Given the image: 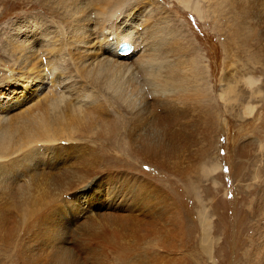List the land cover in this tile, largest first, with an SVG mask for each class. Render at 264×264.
I'll use <instances>...</instances> for the list:
<instances>
[{"label": "rangeland", "instance_id": "rangeland-1", "mask_svg": "<svg viewBox=\"0 0 264 264\" xmlns=\"http://www.w3.org/2000/svg\"><path fill=\"white\" fill-rule=\"evenodd\" d=\"M157 1L160 4L162 0ZM163 1L167 4V10L164 9L162 17L165 21L169 19L172 28H177L178 38L185 41L191 56L197 57L200 64L203 63L200 66V87L203 92L208 90L210 84L216 86V91H212L218 102L220 118L217 117V124L220 132L212 149V158L215 160L212 169L216 170L214 178L204 176L199 168L183 176L175 168L172 170L176 172H171V169L149 164L147 160L134 156L126 146L121 144L119 147L128 122V117L123 116L122 111H129L122 107L119 100H112L101 93L99 102L105 110L109 108L117 116L113 128L121 132V137L118 133L114 138L99 134L87 137L83 124L80 132H73L72 136L75 143L79 141L84 143L82 146L87 144L90 148L80 154V157H87L90 162L77 170H71V173L96 169L103 178L79 190V182L66 177L68 173L62 175L60 171L68 161V157L60 155L63 149L55 148L53 156L48 152L40 153V167L24 170L26 177L23 171L20 172L21 167L17 166L21 163L12 165L7 172L8 181L0 179V264L262 263L264 71L261 69H264V62L261 61L256 70L251 50H259L260 46H264V20L252 17L264 0H258L251 8L244 6V9L240 5L250 0L245 3L242 0H201L203 16L178 0ZM217 4L224 7L220 17L227 18L233 24L232 29L227 22L220 24L214 20L212 8ZM53 10L55 6L50 0H0V84L5 82L11 70L17 71L20 67L9 45L14 27L30 17L54 24L53 20L58 18L54 16ZM246 10L249 11L248 17L245 15ZM232 16L244 22L234 23ZM253 26L257 37L248 46L232 40L234 29L241 28L244 37H249ZM142 74L135 70V77L125 80V90L133 97L144 98L137 89L136 81L144 82ZM249 78L254 81L247 87L249 81L245 80ZM228 84H233L235 88L231 93L235 98L232 106L226 100L227 95L223 96ZM11 90V84L0 85L1 113L10 96L17 98L22 91L23 96L17 101L26 100L25 87L13 86L14 92ZM144 91L147 96L151 94L150 85ZM152 97L149 96V100ZM208 97L213 98L212 93ZM249 107L253 109L252 114ZM18 120L15 118V121ZM19 133H14V140L20 141L22 131ZM203 145L206 146L205 143ZM238 145L240 148L244 146L246 151V155L241 158L236 154ZM11 154L0 145V159H8ZM235 160L245 162V168L238 175L232 172ZM128 171L139 176L147 185L124 202L119 197H113V192L126 196L130 194L124 173ZM22 177L26 193L23 191V194H18L15 190ZM50 178H53L51 183L48 182ZM60 179L64 180L61 188L57 185ZM186 181H189V185ZM157 186L161 193L154 195ZM201 211L206 219L201 216ZM37 215L38 219L34 220ZM91 223L102 228L97 230ZM25 224H32L30 237L33 232L37 236L25 245L23 260L20 255L21 242L24 243V238L29 237H26L29 227Z\"/></svg>", "mask_w": 264, "mask_h": 264}, {"label": "bare ground", "instance_id": "bare-ground-1", "mask_svg": "<svg viewBox=\"0 0 264 264\" xmlns=\"http://www.w3.org/2000/svg\"><path fill=\"white\" fill-rule=\"evenodd\" d=\"M50 1L55 6L54 16L58 18L53 20L54 24L48 22V25L42 19L30 17L14 27L9 39L10 50L15 55L13 58H16L20 67L17 71L11 70L5 82L0 85L11 84L12 92L13 86L22 85L27 96L24 102L17 101L23 96L22 91L17 98L10 96L6 108L2 113L0 111V145L12 153L8 159H0V179L8 181L7 172L16 163H21L17 165L23 169H20V172L30 167H40V153L48 152L53 156L56 148L63 149L60 155L68 157V161L60 170L62 175L68 173L66 177L78 181L79 190L88 187L91 182L100 181L103 176L96 169L85 173L77 171L76 174L71 173V170H77L90 162L87 157H80L82 152L90 148L87 144L82 146L84 143L79 141L75 143L72 136L73 132H80L83 124L87 137L99 134L114 138L116 133L121 137V132L113 128L117 116L112 114L109 108L105 110L99 102L101 93L112 100H119L122 107L129 111V114L122 111L123 116L128 117V122L124 127L123 141L118 143L119 147L121 144L126 146L134 156L147 160L149 164L171 169V172L174 170L172 168H175L178 174L183 176L199 168L204 176L214 178L216 170L212 169L215 162L212 149L220 132L217 124L218 102L212 91H216V86L210 84L208 90L205 88L206 91L203 92L200 87V66L203 63L200 64L197 57L191 56L185 41L178 38L177 28H172L169 19L165 21L162 17L164 9L167 10L165 1L160 0V4L157 0ZM178 1L186 7H192L197 14H203L201 0ZM257 2L258 0H250L240 7L251 8ZM223 8L218 4L213 6L214 20H218L220 24L225 21L232 29L233 24L228 22L227 18L220 17L224 13ZM246 11L245 15L248 17L249 11ZM234 17L231 19L234 23L244 22L238 21L237 16ZM252 17L264 20V1L256 8ZM215 26L217 27V24ZM249 37H244L241 28L234 29L232 34L233 41L248 46L249 42L257 37L254 26ZM122 43L133 45L130 54L124 56L118 53ZM259 48L261 50H251L256 70V66L261 61L264 62V46ZM135 70L144 76L142 83L136 79L137 89L140 94L143 93L144 98L133 97L125 90V80L134 78ZM253 81V78L245 80L246 86H251ZM146 83L148 85H145ZM149 85L151 94L147 96L144 88ZM232 85L228 84L223 93V96L227 95L226 100L231 106L235 100L234 96H231L235 90ZM209 93H212L213 98L208 97ZM149 96L154 98L149 100ZM249 109L252 114L253 109ZM15 118L19 120L15 121ZM19 131H22L21 138L16 141V138L13 139L14 133ZM12 139L15 142H12ZM203 143L206 144L203 145L205 147L202 146ZM243 147L238 148L237 157L246 155ZM243 163L245 162L235 160L233 174L234 171L235 175L240 174ZM124 173L126 185L130 187L131 192L126 196L115 191L113 197H119L125 202L147 183L130 171ZM23 175L25 176V172ZM21 179L24 178H20L15 190L18 194L22 193L25 187ZM52 179L48 182L51 183ZM60 180H57L59 188L64 181ZM186 183L189 185V181ZM159 188L156 187L154 195L161 193ZM200 214L206 219L203 211ZM36 219L38 215L34 220ZM31 225L28 226V231L25 230L26 237H29L24 238V243L21 242L20 255L23 260L25 245L37 236V233L33 232L30 237ZM91 226L97 230L102 228L96 223H91ZM142 240L141 238V243ZM260 262L264 264V257Z\"/></svg>", "mask_w": 264, "mask_h": 264}, {"label": "water", "instance_id": "water-1", "mask_svg": "<svg viewBox=\"0 0 264 264\" xmlns=\"http://www.w3.org/2000/svg\"><path fill=\"white\" fill-rule=\"evenodd\" d=\"M125 47H126V43H122L119 48L124 49Z\"/></svg>", "mask_w": 264, "mask_h": 264}]
</instances>
